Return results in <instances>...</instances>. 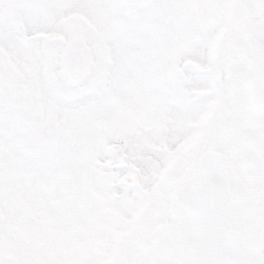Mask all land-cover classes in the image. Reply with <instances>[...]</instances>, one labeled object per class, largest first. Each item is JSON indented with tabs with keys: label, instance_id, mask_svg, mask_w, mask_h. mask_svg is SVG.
<instances>
[{
	"label": "snow or ice",
	"instance_id": "6c2138e0",
	"mask_svg": "<svg viewBox=\"0 0 264 264\" xmlns=\"http://www.w3.org/2000/svg\"><path fill=\"white\" fill-rule=\"evenodd\" d=\"M226 4L0 0V264H153L161 221L176 245L158 264H264L261 118L202 127L211 96L187 94L210 87L183 65L208 63L210 38L187 13Z\"/></svg>",
	"mask_w": 264,
	"mask_h": 264
},
{
	"label": "water",
	"instance_id": "95a60500",
	"mask_svg": "<svg viewBox=\"0 0 264 264\" xmlns=\"http://www.w3.org/2000/svg\"><path fill=\"white\" fill-rule=\"evenodd\" d=\"M234 30L225 47L228 58L225 73V90L228 110L227 124L235 119L256 120L261 118L264 129V21H242ZM251 192L241 194L242 204L251 208ZM251 218V217H250ZM176 240L166 224L157 226L148 247V257L153 264L165 260Z\"/></svg>",
	"mask_w": 264,
	"mask_h": 264
},
{
	"label": "flooded vegetation",
	"instance_id": "af4514ba",
	"mask_svg": "<svg viewBox=\"0 0 264 264\" xmlns=\"http://www.w3.org/2000/svg\"><path fill=\"white\" fill-rule=\"evenodd\" d=\"M240 0H227V4L225 7L218 9H207V8H194L187 16L191 20V22L195 25H203L206 32L210 34L209 38V50H208V63L205 64H197L191 60H185L183 65L185 67H190L195 71L206 75L209 77V88H191L188 90L187 94L193 98H201V97H209L211 99L207 106L208 116L207 120L200 121V125L203 127L206 125L209 118L222 115L225 117V112L223 110V98H226L227 93L225 90V73H226V65L228 64V58L225 55V47L228 43L229 38L233 34L234 30L239 26V22L241 21V17L244 16L243 22L246 20L253 21H264V0H259L260 5L262 7L258 9L251 8H243L240 10L239 5ZM234 17L237 18L235 21H227V25L224 26L223 17ZM77 21H83L85 18L79 14H73L71 17ZM161 72L165 75L170 86L175 87L177 81L175 79L176 72L175 67L173 65L161 63L160 65ZM10 71L12 73L16 72L15 65L10 66ZM228 109V108H227ZM226 109V110H227ZM19 107L17 105H13V111H18ZM206 111V112H207ZM143 116V112H137L134 118H140ZM240 120L235 119L233 124H227L228 119L225 117V123L227 125L228 130L231 132L233 126L236 125ZM124 139L123 131L117 132L110 137L111 142L107 144V151L111 153L113 156L117 157L118 163L123 164L127 157L124 155L121 145ZM264 139V136H262ZM105 163H110V161H105ZM252 166L250 165V169ZM142 211V210H140ZM167 222L161 221L156 225L165 224ZM155 227V228H156ZM154 228V229H155ZM154 231V230H153ZM153 234V233H152ZM123 234L116 236L112 241V257L114 258L116 253L115 243L119 239L122 238ZM150 241H152V235L150 237ZM97 243L103 245L107 243L102 237L97 240ZM151 243V242H150ZM149 247V246H148ZM148 247L141 248L140 251L142 253H146L148 255Z\"/></svg>",
	"mask_w": 264,
	"mask_h": 264
},
{
	"label": "rangeland",
	"instance_id": "374dc122",
	"mask_svg": "<svg viewBox=\"0 0 264 264\" xmlns=\"http://www.w3.org/2000/svg\"><path fill=\"white\" fill-rule=\"evenodd\" d=\"M239 4H240V1H239ZM239 9H240V10H243L242 7H239ZM228 20H230V21H235V20H237V18H234L233 16L227 18V17L224 16V17H223V23H224V26L227 25V21H228ZM222 104H223V110H224V112H225L226 109H227L226 98H223V102H222ZM207 116H208V111L206 112L205 117L202 118V121L207 120ZM223 119H224V121H225V117H223ZM160 223H161V222H160Z\"/></svg>",
	"mask_w": 264,
	"mask_h": 264
}]
</instances>
